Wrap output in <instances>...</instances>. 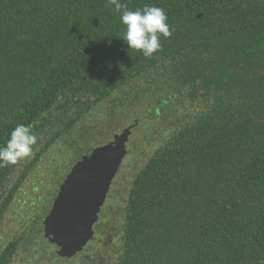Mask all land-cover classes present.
Wrapping results in <instances>:
<instances>
[{
  "label": "trees",
  "instance_id": "obj_1",
  "mask_svg": "<svg viewBox=\"0 0 264 264\" xmlns=\"http://www.w3.org/2000/svg\"><path fill=\"white\" fill-rule=\"evenodd\" d=\"M117 2L164 9L151 58L111 0H0V146L17 124L38 136L0 167V264H264V0ZM131 126L120 232L60 258L53 188Z\"/></svg>",
  "mask_w": 264,
  "mask_h": 264
},
{
  "label": "water",
  "instance_id": "obj_2",
  "mask_svg": "<svg viewBox=\"0 0 264 264\" xmlns=\"http://www.w3.org/2000/svg\"><path fill=\"white\" fill-rule=\"evenodd\" d=\"M134 127L83 157L61 185L43 228L60 258H75L94 239V226L128 155L127 143Z\"/></svg>",
  "mask_w": 264,
  "mask_h": 264
},
{
  "label": "clouds",
  "instance_id": "obj_3",
  "mask_svg": "<svg viewBox=\"0 0 264 264\" xmlns=\"http://www.w3.org/2000/svg\"><path fill=\"white\" fill-rule=\"evenodd\" d=\"M119 13L121 24L125 27L122 40L127 52L135 50L145 58H151L162 49L161 38L168 39L173 32L168 17L161 7L145 5L142 9L129 10L117 0H111ZM38 136L30 125L17 124L10 133L4 146H0V167L14 166L23 159L29 158Z\"/></svg>",
  "mask_w": 264,
  "mask_h": 264
},
{
  "label": "flooded vegetation",
  "instance_id": "obj_4",
  "mask_svg": "<svg viewBox=\"0 0 264 264\" xmlns=\"http://www.w3.org/2000/svg\"><path fill=\"white\" fill-rule=\"evenodd\" d=\"M113 141H114V139L112 141H110L109 143H111ZM128 144H129V141L127 143V150H128ZM86 156H88V155H86ZM83 157H85V155ZM126 158H125V160H126ZM125 160H124V163H125ZM124 163H123V165H124ZM123 165H122V167H123ZM117 176L115 177V179H117ZM65 179L63 180L62 183H59V184H57V180H56V184L58 186H56L55 189L53 188V191L54 190L57 191V188H59L58 189V193H59L60 187L64 183ZM115 179H114L113 184L111 186L110 192L107 196L106 203L103 206L101 213L99 215L98 222L94 226V231H95L94 239H96L99 236V237L105 238L107 241H112L113 237H115L117 235V233L120 232L119 231V230H121L120 227H121L122 223H124L123 222L124 215L122 214V212L119 211V208H121L123 205L125 207L127 204L126 201H127V196H128V192H127L128 186H125V185L122 186L121 185L122 190L120 191L119 187L116 186V184H118V183L115 181ZM51 181H52V179H51ZM43 183H45L47 185V182H43ZM58 193H57V195H58ZM57 195L54 197V200L56 199ZM53 204H54V201H53ZM53 204H52V207H53ZM52 207H51V209H52ZM108 209L111 211H109ZM112 211H113V213H111ZM112 232H114L115 234H113Z\"/></svg>",
  "mask_w": 264,
  "mask_h": 264
},
{
  "label": "rangeland",
  "instance_id": "obj_5",
  "mask_svg": "<svg viewBox=\"0 0 264 264\" xmlns=\"http://www.w3.org/2000/svg\"><path fill=\"white\" fill-rule=\"evenodd\" d=\"M121 134V133H120ZM119 134V135H120ZM60 158V153H58V149L57 148H54V149H51L50 151H49V153L44 157V159H43V163L46 165L45 167H44V169H47V170H54L55 168H56V166H57V164H56V162H57V160ZM75 161V160H74ZM126 162V161H125ZM42 163V164H43ZM125 164V163H124ZM54 174V173H53ZM53 174H51L50 176H52ZM126 175V174H125ZM48 178H47V184H48ZM128 183H130V181L128 180H125V179H122L121 178V183H120V187H121V185L123 186V185H125V186H129V184Z\"/></svg>",
  "mask_w": 264,
  "mask_h": 264
}]
</instances>
